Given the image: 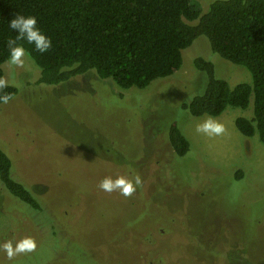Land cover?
Here are the masks:
<instances>
[{"label": "rangeland", "instance_id": "1", "mask_svg": "<svg viewBox=\"0 0 264 264\" xmlns=\"http://www.w3.org/2000/svg\"><path fill=\"white\" fill-rule=\"evenodd\" d=\"M196 1L203 13L211 2ZM198 54L231 86L252 82L204 38L183 50L181 70L144 89H123L95 71L38 84L41 68L29 55L20 67L3 63V78L19 92L0 104V145L50 215L0 185V264H264V144L235 124L254 116L253 99L220 116L182 111L206 86ZM209 117L223 134L197 131ZM174 121L192 145L185 157L168 141ZM137 175L142 184L128 197L99 187L106 177ZM26 238L36 248L9 259L3 245Z\"/></svg>", "mask_w": 264, "mask_h": 264}, {"label": "trees", "instance_id": "2", "mask_svg": "<svg viewBox=\"0 0 264 264\" xmlns=\"http://www.w3.org/2000/svg\"><path fill=\"white\" fill-rule=\"evenodd\" d=\"M18 14L35 16L38 27L52 40L45 53L26 40L17 41L41 68L38 84L55 85L95 71L123 89H144L181 70L183 50L204 38L212 52L245 66L252 82L231 86L216 76L206 55L198 54L193 61L206 76V86L184 101L181 110L193 118L220 116L228 106L248 108L252 98L254 116H239L235 124L247 137L258 134L264 144V0H211L204 13L196 0H0L2 78L8 41L17 36L9 22ZM18 92L9 84L0 95L14 98ZM167 134L177 156L192 153L179 122H172ZM243 174L240 169L235 177L240 180ZM0 185L29 209L50 215L30 183L17 177L14 160L1 145ZM146 252L141 256L145 258Z\"/></svg>", "mask_w": 264, "mask_h": 264}, {"label": "clouds", "instance_id": "3", "mask_svg": "<svg viewBox=\"0 0 264 264\" xmlns=\"http://www.w3.org/2000/svg\"><path fill=\"white\" fill-rule=\"evenodd\" d=\"M9 28L17 33L16 39L8 41V63L20 67L25 64V57L28 55L23 44L17 41H27L28 44L34 45V48L39 53L47 52L52 46V40L47 36L41 28L38 27V20L33 15H16L10 22ZM9 87V81L0 77V92ZM13 99L9 93L0 95V104H7ZM197 131L208 136H219L223 134L225 128L223 124L216 119L209 117L201 124L197 125ZM142 184V179L139 175L135 178L120 176L115 179L106 177L101 181L99 187L106 192L119 191L123 196H131ZM3 248L7 252V256L11 259L16 253L24 251H32L36 248V243L26 238L16 243L15 247L11 241L5 243Z\"/></svg>", "mask_w": 264, "mask_h": 264}]
</instances>
